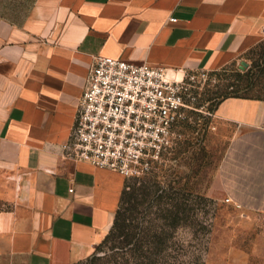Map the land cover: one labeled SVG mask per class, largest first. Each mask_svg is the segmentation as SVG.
Segmentation results:
<instances>
[{
    "label": "crops",
    "instance_id": "1",
    "mask_svg": "<svg viewBox=\"0 0 264 264\" xmlns=\"http://www.w3.org/2000/svg\"><path fill=\"white\" fill-rule=\"evenodd\" d=\"M262 40L264 0H0V264H75L113 224L127 177L67 149L95 56L212 71ZM215 116L223 192L264 219V98Z\"/></svg>",
    "mask_w": 264,
    "mask_h": 264
},
{
    "label": "rangeland",
    "instance_id": "2",
    "mask_svg": "<svg viewBox=\"0 0 264 264\" xmlns=\"http://www.w3.org/2000/svg\"><path fill=\"white\" fill-rule=\"evenodd\" d=\"M248 70V77L237 76ZM247 84L250 94L264 89V40L224 67L208 71L206 81L193 91L192 107L175 128L172 147L149 173L127 178L151 186L153 195L134 217L143 228H165L167 250L160 254V264H264V219L249 217L233 204L219 178L234 129L217 119L215 109L223 95ZM176 202L183 206L180 222L172 228L163 215Z\"/></svg>",
    "mask_w": 264,
    "mask_h": 264
},
{
    "label": "built area",
    "instance_id": "3",
    "mask_svg": "<svg viewBox=\"0 0 264 264\" xmlns=\"http://www.w3.org/2000/svg\"><path fill=\"white\" fill-rule=\"evenodd\" d=\"M208 70L97 55L82 93L69 155L123 176L149 173L172 147L178 122ZM73 191V188L70 189Z\"/></svg>",
    "mask_w": 264,
    "mask_h": 264
},
{
    "label": "trees",
    "instance_id": "4",
    "mask_svg": "<svg viewBox=\"0 0 264 264\" xmlns=\"http://www.w3.org/2000/svg\"><path fill=\"white\" fill-rule=\"evenodd\" d=\"M249 73L248 70L245 75L238 73L237 76L248 77ZM249 90L248 84L243 89L237 85L234 93L230 95L264 98V89L258 94H250ZM226 96L229 94L226 93L221 99ZM152 195L149 183L140 180L132 183L127 181L109 232L90 257L75 264H160L159 259L162 257L160 254L167 250L163 246L167 240L165 228L162 231L152 230L150 227L143 228L136 223L134 217L138 206L145 202V198H150ZM170 206L164 210L163 218L165 225L173 228L180 222V209L183 205L182 202H176L175 205ZM102 250L105 254L97 255L96 252Z\"/></svg>",
    "mask_w": 264,
    "mask_h": 264
}]
</instances>
